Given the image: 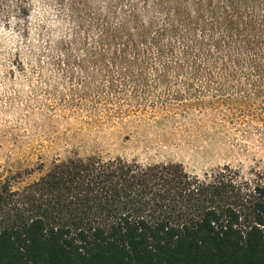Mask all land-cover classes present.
<instances>
[{
  "label": "trees",
  "instance_id": "16d2710c",
  "mask_svg": "<svg viewBox=\"0 0 264 264\" xmlns=\"http://www.w3.org/2000/svg\"><path fill=\"white\" fill-rule=\"evenodd\" d=\"M33 2L0 0L11 64L55 69L81 106L169 111L181 79L229 112L264 98V0H53L52 23ZM0 264H264V172L54 162L22 189L0 187Z\"/></svg>",
  "mask_w": 264,
  "mask_h": 264
},
{
  "label": "rangeland",
  "instance_id": "374dc122",
  "mask_svg": "<svg viewBox=\"0 0 264 264\" xmlns=\"http://www.w3.org/2000/svg\"><path fill=\"white\" fill-rule=\"evenodd\" d=\"M55 5L35 0L30 9L52 23ZM0 44V187L22 189L54 162L92 156L181 164L201 179L226 167L246 178L264 172V98L229 112L207 93L212 87L181 79L175 85L181 98L169 111L142 108L108 117L81 106L55 69L12 65V35L0 30Z\"/></svg>",
  "mask_w": 264,
  "mask_h": 264
}]
</instances>
